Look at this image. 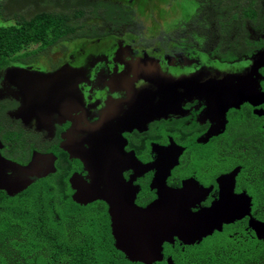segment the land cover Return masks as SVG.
<instances>
[{"label":"flooded vegetation","instance_id":"1","mask_svg":"<svg viewBox=\"0 0 264 264\" xmlns=\"http://www.w3.org/2000/svg\"><path fill=\"white\" fill-rule=\"evenodd\" d=\"M0 3L14 22L35 12H63L74 29L0 65L1 217L11 208L40 227L53 220L57 235L79 237L81 252L109 254L110 264L123 258L114 246L110 205L128 200L145 207L160 188L168 194L183 190L193 211L223 201L245 205L246 212L199 241L172 236L162 243V259L151 264H191L207 247L264 244V233L259 239L253 228V220L264 222V0ZM130 48L149 53L162 77L131 70L130 53H121ZM25 69L58 72L50 88L59 93L43 101V109L21 100ZM123 70L138 98L154 104L155 81L185 76L191 88L175 109L123 129L118 111L134 102L109 79ZM216 80L226 82L216 89ZM249 83L256 90L238 94V84ZM174 157L159 188L156 167L142 166ZM84 183L97 187L102 198L84 197ZM13 186L18 190L9 194Z\"/></svg>","mask_w":264,"mask_h":264},{"label":"water","instance_id":"2","mask_svg":"<svg viewBox=\"0 0 264 264\" xmlns=\"http://www.w3.org/2000/svg\"><path fill=\"white\" fill-rule=\"evenodd\" d=\"M130 49L121 53H123V56L130 53L129 66L131 70L137 69L143 75L145 74L146 77H156L157 75L160 78L162 77L164 73L161 72L160 68L158 69V67L150 64L151 56L149 53ZM124 70L120 73L112 72L109 75L110 82L124 87L122 94L131 93L130 96L134 102L126 108V111L121 112L122 109L118 111L124 118H121L123 120V124H121L123 129L129 127V124L136 126L145 125L150 119L162 114V111L165 112L166 107L172 106L175 109L176 105L183 99L184 93L191 88L185 76H169L164 79L163 83L155 81L157 84L154 93L156 103L154 104L152 100L149 102L138 98L137 87H134L132 78L125 77ZM56 75H58V72L41 74L40 72L26 69L24 74L19 75L24 80L20 85L18 84V87L20 88L19 95H21V100L24 102L25 107L30 102L34 103L38 108L40 105L42 109L45 108L42 104L43 101L59 93L52 92L53 88H50V86L55 85L52 79ZM225 82V80H221L220 83V81L216 80L211 86L219 89V86L225 84ZM230 84L233 85V82L231 81ZM238 85L240 87L236 91L238 94H245V96L248 91L252 94V91H255L258 87L255 83ZM262 95L264 96V92ZM81 158L85 164L89 163L87 159ZM174 160H176V157L160 162L154 161L143 165L142 169L150 170L156 167L157 173L153 181L159 187L169 173L173 162H175ZM4 161L7 163L6 160ZM1 162L4 164L2 160ZM112 180L115 184H120V181L115 176ZM92 186L84 183L81 191H84V197L89 194H92V197L95 196L94 193L98 194L96 192L97 187ZM17 190L13 186V188L9 189V194ZM182 191L179 190L176 194H168L166 190L160 188L159 197L145 207H138L128 200L119 205H110L114 246L124 254L126 259L132 262L151 264L162 259V243L170 240L172 236L176 235L188 243L199 241L213 230L221 229L222 224L231 222L240 214L246 212L245 205H235L233 202L227 203L223 201H218L209 208L193 211L191 208L195 205L191 201L192 198L188 200ZM98 195L99 198H102L100 194ZM253 221V228L260 239L262 235L259 233H264V222Z\"/></svg>","mask_w":264,"mask_h":264},{"label":"trees","instance_id":"3","mask_svg":"<svg viewBox=\"0 0 264 264\" xmlns=\"http://www.w3.org/2000/svg\"><path fill=\"white\" fill-rule=\"evenodd\" d=\"M30 1L38 4L43 0ZM6 13L7 6L0 3V65L34 43L48 45L74 32L63 12H35L31 18L21 17L15 19L16 22L6 18ZM19 211L8 208L3 217L0 216V264H96L95 260L98 264H109V254L81 252L82 245H75V239L79 237L57 235L53 220H43L40 227ZM244 249L245 246L203 248L191 264H264L263 243L255 240L247 250ZM122 256L110 264H136L124 254Z\"/></svg>","mask_w":264,"mask_h":264},{"label":"rangeland","instance_id":"4","mask_svg":"<svg viewBox=\"0 0 264 264\" xmlns=\"http://www.w3.org/2000/svg\"><path fill=\"white\" fill-rule=\"evenodd\" d=\"M50 56H51V54H50Z\"/></svg>","mask_w":264,"mask_h":264}]
</instances>
